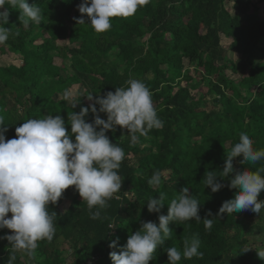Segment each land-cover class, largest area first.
Masks as SVG:
<instances>
[{
    "label": "trees",
    "instance_id": "16d2710c",
    "mask_svg": "<svg viewBox=\"0 0 264 264\" xmlns=\"http://www.w3.org/2000/svg\"><path fill=\"white\" fill-rule=\"evenodd\" d=\"M27 2L41 9L40 23L25 28L19 10L10 9L4 26L11 35L0 44V56L10 54L20 62L0 66V117L8 128L6 139L14 138L15 128L24 121L46 115L62 116L70 132L72 111L78 113L90 101L71 98L78 102L73 108L64 101L65 91L78 87L83 95L102 96L126 87L129 79L141 80L150 89L163 127L150 130L147 137L137 133L135 144L126 128L109 130L111 142L126 153L118 170L123 179L120 192L99 219H92L86 202L70 186L55 205L49 204V212L57 214L53 240L38 241L32 257L17 251L13 264H25L23 257L34 264H112L109 253L119 251L141 222L158 224V215L167 214V202L185 187L201 204V221L170 222V237L149 264H168L165 249L176 247L182 253L184 241L193 235L201 240L203 257L182 255L178 264H264L256 252L264 247V209L261 214L225 213L216 217L211 229L202 221L209 210L215 216L222 203L240 191L223 179L224 187L211 192L202 181L205 173H220L241 132L249 135L254 149H264V18L258 13L264 0H149L132 16L112 18V27L103 33L76 23L82 0ZM221 37L230 40L235 59L227 58ZM85 119L91 122L92 113ZM241 159L234 158V167L241 171L264 164H241ZM157 170L162 183L154 187L148 180ZM160 193L166 196L161 213H149V197L159 198ZM258 200H264V190ZM64 201L68 205L61 210ZM6 233L11 230L0 229V237ZM116 237L118 247L110 249ZM10 247L0 239V264H8ZM247 248L252 249L244 252Z\"/></svg>",
    "mask_w": 264,
    "mask_h": 264
},
{
    "label": "clouds",
    "instance_id": "9594fccd",
    "mask_svg": "<svg viewBox=\"0 0 264 264\" xmlns=\"http://www.w3.org/2000/svg\"><path fill=\"white\" fill-rule=\"evenodd\" d=\"M148 3L149 0H82L77 5L81 17L74 19L77 24H89L97 33H103L112 27V18L132 16ZM10 9L19 10V20L25 28L30 22L39 24L41 21V9L35 3L0 0V44L6 43L11 35L10 28L4 26L9 22ZM126 85L102 96L81 94L79 100L86 97L90 103L81 107L78 113L72 111L67 121L71 125L70 132L62 116L46 115L24 121L15 128V137L6 139L8 128L0 117V229L11 230V234L6 233L0 239L11 245L8 264H13L17 251L32 257L38 241L53 240L57 214L49 212V204L55 205L70 186H74L86 202L92 219H99L101 210L107 208L108 201L120 192L123 179L118 170L126 153L111 142L106 135L109 130L115 131L116 126L126 128L135 144L139 136L147 137L150 130L163 127L146 84L138 79H129ZM71 95L65 91L64 101L75 108L78 102L72 100ZM89 112L93 115L91 122L85 119ZM100 113L106 114L107 118H101ZM236 157H242L241 164H255L264 161V149H254L249 135L241 132L239 142L226 155L220 173H205L204 187L213 193L224 187L223 179H228V187L240 189L233 198L222 203L215 216L211 210L208 211L202 220L206 229H211L216 217L225 213L231 215L250 210L261 214L264 209V200H258L264 190V164L255 171L248 168L241 171L234 167ZM161 183L162 173L157 170L148 184L158 187ZM165 203L164 193H160L159 198L149 197L147 210L149 213H161ZM167 204V214L158 215V224L141 222L140 229L128 236L119 251L109 253L112 264H149L157 247L170 237V222L201 221V204L189 194V188H183ZM118 242L119 237L112 239L109 248L116 249ZM200 245L199 236L193 235L184 241L182 253L176 247L166 248L168 264H178L182 255L185 259L202 258ZM249 249L252 248L244 252ZM256 252L260 259H264V247L256 249Z\"/></svg>",
    "mask_w": 264,
    "mask_h": 264
},
{
    "label": "rangeland",
    "instance_id": "374dc122",
    "mask_svg": "<svg viewBox=\"0 0 264 264\" xmlns=\"http://www.w3.org/2000/svg\"><path fill=\"white\" fill-rule=\"evenodd\" d=\"M225 7L229 11V13H231V15L234 14L233 9H232L230 3H227L225 5ZM258 8H259L258 13H259L261 19H263L264 18V5H259ZM220 41H221V45H222L223 49L226 52L227 58H229L231 60L235 59L236 58V55L230 50V47H231L230 40L221 37V40ZM10 64H14V65L19 66L20 65V62H18L17 60H15V58L12 55H10V54H5L3 56H0V66H6V65H10ZM54 64L55 65H59L60 64V61L57 60V59H54ZM226 74L228 76L231 75V74H229L228 71L226 72ZM231 78H236V77L234 76V77H231ZM70 93L72 94L71 95V98H76L77 96H80L81 95L82 90L80 88H78V87H74ZM89 103L90 102H87V104H89ZM67 205H68V201H64L61 204L60 209L61 210H64L67 207ZM65 255L67 257L66 258V261L69 262V260H70L69 259V254L67 253ZM22 261L25 264H34V262L32 260L26 259L24 257L22 258Z\"/></svg>",
    "mask_w": 264,
    "mask_h": 264
}]
</instances>
